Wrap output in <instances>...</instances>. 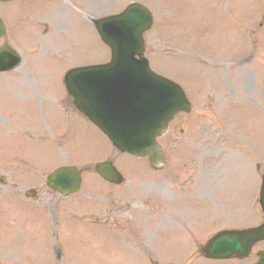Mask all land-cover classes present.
I'll return each instance as SVG.
<instances>
[{"label": "rangeland", "instance_id": "obj_1", "mask_svg": "<svg viewBox=\"0 0 264 264\" xmlns=\"http://www.w3.org/2000/svg\"><path fill=\"white\" fill-rule=\"evenodd\" d=\"M69 1L73 5L102 1L101 11L105 10L104 6L108 9L120 7L125 3V0ZM144 1L147 2L146 0ZM220 1L211 0L210 4L203 0H149L155 21L153 27L146 33L145 39L150 60H154L152 62L153 67L160 69L159 71L164 75H169L180 82H185L184 79H180L181 74L185 75V73L181 72L179 77L173 74L175 68L171 65L170 59L166 58L174 55L180 49L175 48L176 41L178 44L189 45L191 39L192 45L197 51L207 50L208 46L216 47L222 45L228 47L233 43L236 46L237 40H223L224 37L234 33L237 25L228 19L229 4H226L223 8L222 4H219ZM60 3L64 2L41 6V10L31 14L32 18L29 14L23 13L21 22H32L29 24L32 35H35L38 29L44 30L42 24L40 27L38 20H34L35 15L42 20L48 19L51 26L56 23L59 26H63L64 23L69 21L65 19V13L59 8ZM25 7H21V10L23 11ZM232 8L238 12L233 6ZM239 9L242 11L245 9V12L239 15L246 17L257 11L258 1L242 0L239 2ZM16 11H18L17 8L10 6L4 9L3 13L10 18L16 14ZM176 11L179 13L177 19L175 18ZM77 26L84 31V47L77 45L64 51L67 46L57 40V37H59L57 33L61 36V40L65 41L66 38L63 37L65 32L60 29L55 30L54 27L45 29L46 32L48 31V35L43 41L38 42V45H42L41 48L37 46L36 49L32 50V45L26 48L24 43H21V47L27 51V63L30 62L29 64H32L30 66L27 65L29 67L27 71H24V66H22L20 68L21 72H15L17 75L10 79L12 82L11 87L14 88V93L21 94L24 92L26 95L29 94L32 87V92L38 101L37 109L34 108L32 102L28 101L31 96L23 102H17L12 100L13 95L9 88L5 87L0 90L2 97L5 99L0 102V109L3 101L6 108L0 110V147L5 145L11 149L10 144H45V142L30 135L29 132L32 129H37L40 130L39 134L41 135H51L53 133V127L50 123L56 116L54 112L56 106L52 97L43 100L42 96L49 92L52 94L57 93L51 84L54 81V76L57 75L56 71L57 73L59 69L62 71L74 64V60L79 61L84 56L92 59L100 58L101 60L107 57L108 50L102 43L95 45L96 37L89 23L82 22V25H80L77 22ZM163 28L167 36H164ZM18 31H16L17 35L12 37L13 41H16L17 37L18 41L22 40L19 37L22 31L19 33ZM188 34H191V37ZM32 35L24 33L25 37H32ZM244 48L242 52L239 51V48L237 53L224 54L220 56V59L218 58L219 60L204 62L205 66L201 69L196 66L203 71L202 73H206L207 82L201 81V85L188 82V87L194 100L193 113L183 115L174 121L168 133L160 138L161 143L166 148L169 160L167 169L162 173H153L154 175L148 178L136 177L135 174L139 167H141L139 171L142 175L148 176L151 173L145 161L139 159L138 167L136 165L137 159L132 158V160H129L125 155L116 153L111 146L106 147L105 137L82 119H79L83 129L82 134H84L82 139H74L77 135L74 133L73 138L69 128L62 130L60 136L65 139V142L62 140L63 143H60V148L63 151L62 155L63 153L64 155L68 153L69 155H74V159L75 157L79 156L81 158L83 156L86 162L97 158L103 159L106 156H114L113 160L116 166L119 165L121 167V171L127 179L126 184L122 186L108 184L99 178L97 180L95 176L88 175L93 173L91 165H89L87 167L88 170L84 173L86 181L84 179L83 191L72 198L74 203L72 204V201L67 208V200H63V198H59L56 195L51 200H47L49 196L43 190H40L38 202L41 200V206H38L42 209V213L38 216L41 219L44 215L51 219L53 223L55 221L54 217L57 219L62 218V223L64 222V224L62 226L59 224L60 228L57 226V232L58 239L64 244V250L70 249L71 244L73 247L77 244L81 247V251H85V254L93 251L88 255L82 254L79 264H83L81 261H85V259L92 258L91 254L93 255L95 251L91 244L93 241H89L90 238L85 237L84 234L79 233L75 228L74 233L67 229L73 221L84 225L87 223L108 224L105 232L116 233L118 236L121 233L123 239L127 242L125 243V248L116 242L118 237H114L111 240L110 235L102 236L101 251L103 253L108 252L107 256L114 258L113 260L116 264H131V261H134L133 264H137L138 260L135 251L141 252L145 250L146 246L157 253L165 248L175 254L179 252L178 256L184 257L188 253V249L195 251L196 245L203 242L208 235L219 227L227 223L233 227H241L246 224V222L231 219L239 217L234 206L239 207L237 202L240 200V193L243 196L247 192L244 187L245 182L249 181L251 188H254V190L250 198L244 199L246 201L244 203L248 204H242V208L248 209L252 206L251 202L257 196L259 173L261 174L264 171V42H261L260 46L255 43L251 44V46L245 44ZM53 50L54 52H51ZM182 51H184L183 56L189 62L194 63L197 61L196 58L192 57L188 49L183 48ZM47 52H51L55 55V58H59L52 62ZM242 55H245V59L239 60ZM88 57H85L86 60L89 59ZM163 58L164 60H162ZM172 59L174 60V58ZM187 59H183V61L185 62ZM243 60L244 62L240 63ZM196 64H199V62ZM182 67L187 68L188 66L184 64ZM32 73L35 75H31ZM32 76L34 80L30 81L29 79L33 78ZM31 82H35L37 86H31ZM202 84L204 85L202 86ZM201 89L204 90L203 94H201ZM59 94L61 97L58 100L62 99L65 105L67 102L63 99L62 92L60 91ZM246 102L254 106L250 107L253 113L248 125L255 135L250 137L247 135L248 126L245 133L242 126L234 122V110H239L244 105L243 103ZM12 106H18L16 110L17 116L14 114V118L17 117L19 121L27 122L26 126L17 129L11 125L8 111L14 109ZM23 106H26V110L23 109ZM244 107L248 108L247 105H244ZM242 113H244V110H242ZM68 114L70 115V113ZM247 115H250V113ZM236 118H240V116ZM255 121L259 123L258 128H253ZM179 127L184 128L185 131L180 133ZM18 130L27 133L17 135ZM59 133L60 130L58 131ZM247 138H250L248 143ZM248 144H251V146H248ZM60 148L50 147L52 151H47L46 155L49 157L50 152L57 155L61 151L58 150ZM37 155V151H34V156L26 153L24 155L25 160L17 161L16 158H9L0 153V174L6 173L9 178V181L0 183V209L2 210H0V223L8 218L14 221L16 217V215H6L10 205L6 192L15 191V187L19 188L28 184L32 185L33 183L44 186L42 179H44V170H48V165L41 164L39 157H35ZM76 161L79 162L77 159ZM257 161L259 162L258 169H256ZM80 164L85 165V162L80 161ZM216 190L217 192L215 193ZM222 191L225 192L223 196L221 195ZM211 195L212 197L214 195V197H210ZM232 195H234L233 202ZM151 197L152 203L149 201L151 205L147 208V205L142 201L146 200V198L149 200ZM136 200L138 205L133 206L132 204ZM205 200L220 205V208L212 210V207L204 212L197 209L209 205V202H201ZM189 201L194 202L193 206ZM227 202L232 203L226 205ZM16 206H20V203L17 202ZM116 208L118 209L114 211ZM257 209L258 205L254 204L252 211L248 212L251 214ZM78 211H80V218L72 220L74 213ZM216 211H218L217 215L221 217L216 218ZM219 211L225 213L222 215L221 213L219 214ZM1 212L4 213L2 214ZM226 214L230 217H227L228 215ZM239 214L244 215L245 212L241 211ZM19 215L21 217L22 214ZM35 226L30 230L24 226V229L21 230L20 226H18L12 232V235L5 240L4 244L0 245V254L6 247L25 243L34 252L42 255L44 251L41 247L48 242V233L44 226H40L38 235L29 239L31 236L30 232ZM88 226L91 229L99 228L97 226ZM95 232H98V229L93 231V233ZM87 235L93 238L97 237L95 234L94 236ZM1 237L2 233L0 232ZM166 243L169 246H165ZM105 245L110 247L105 249ZM125 252L130 255L127 256ZM174 253L171 255H174ZM100 254H97V259H100ZM96 258L95 264L97 263ZM207 263L203 262V264ZM222 263L235 264L233 261H219L213 264ZM52 264L72 263L69 257H64L60 263L52 262ZM106 264L111 263L106 262Z\"/></svg>", "mask_w": 264, "mask_h": 264}, {"label": "water", "instance_id": "obj_2", "mask_svg": "<svg viewBox=\"0 0 264 264\" xmlns=\"http://www.w3.org/2000/svg\"><path fill=\"white\" fill-rule=\"evenodd\" d=\"M147 13L135 6L127 12L126 18L100 21L99 31L111 47L112 61L90 69L73 70L66 75L65 81L78 108L118 148L135 154L149 153L155 164L163 154L154 137L182 106L183 98L175 85L150 71L143 59L133 60L134 55L142 51V32L150 24ZM108 167V163L99 166L101 174L107 178V173H111L106 172ZM54 185L71 188V184L61 180L55 181ZM260 229L263 230L264 225ZM260 233H252L253 237L249 235L247 241L257 238ZM239 239L240 234L221 233L208 244L209 249L214 256H228V252H237L246 246V239L245 242Z\"/></svg>", "mask_w": 264, "mask_h": 264}]
</instances>
